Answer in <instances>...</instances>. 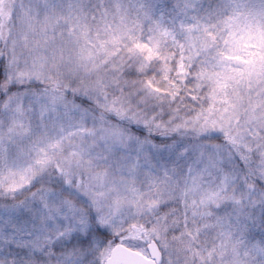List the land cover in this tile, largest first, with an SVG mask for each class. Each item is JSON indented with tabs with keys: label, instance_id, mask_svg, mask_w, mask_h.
<instances>
[{
	"label": "snow or ice",
	"instance_id": "1",
	"mask_svg": "<svg viewBox=\"0 0 264 264\" xmlns=\"http://www.w3.org/2000/svg\"><path fill=\"white\" fill-rule=\"evenodd\" d=\"M0 264H264V0H0Z\"/></svg>",
	"mask_w": 264,
	"mask_h": 264
}]
</instances>
